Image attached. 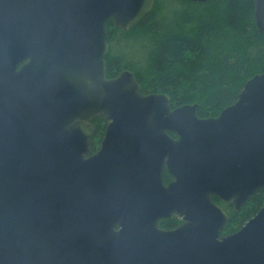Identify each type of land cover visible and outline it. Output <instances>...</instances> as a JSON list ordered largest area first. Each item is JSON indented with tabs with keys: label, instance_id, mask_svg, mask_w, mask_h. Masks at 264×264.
I'll return each instance as SVG.
<instances>
[{
	"label": "water",
	"instance_id": "water-1",
	"mask_svg": "<svg viewBox=\"0 0 264 264\" xmlns=\"http://www.w3.org/2000/svg\"><path fill=\"white\" fill-rule=\"evenodd\" d=\"M155 2L0 0V264H264V206L223 235L212 199L237 211L264 190V72L206 118L130 69L107 77L108 24ZM255 20L264 33V0Z\"/></svg>",
	"mask_w": 264,
	"mask_h": 264
},
{
	"label": "trees",
	"instance_id": "trees-1",
	"mask_svg": "<svg viewBox=\"0 0 264 264\" xmlns=\"http://www.w3.org/2000/svg\"><path fill=\"white\" fill-rule=\"evenodd\" d=\"M256 0H156L134 27L108 24L107 77L133 71L144 94L166 93L172 107L198 104L202 118L217 116L233 104L245 83L264 72V33L255 20ZM105 122H94L98 137ZM164 182L172 179L165 169ZM229 218L223 235L233 233L264 206L257 189L237 211L218 196ZM177 214L162 218L160 227H175Z\"/></svg>",
	"mask_w": 264,
	"mask_h": 264
},
{
	"label": "flooded vegetation",
	"instance_id": "flooded-vegetation-1",
	"mask_svg": "<svg viewBox=\"0 0 264 264\" xmlns=\"http://www.w3.org/2000/svg\"><path fill=\"white\" fill-rule=\"evenodd\" d=\"M97 117H100V116H97ZM97 117H95V118H93V119H91L89 122H90V124H92V127H93V130H92V132H91V134H90V136H89V139H90V155H93V154H95L96 152H98L99 151V149H100V147H101V144H102V141H103V139H104V137H105V133H106V126H107V124H106V122H103V124H102V126L99 128V130H100V132L98 133V134H96V135H98V137H94V133H95V131H96V125H95V121H96V119H97ZM165 170V169H164ZM172 179H173V177H172ZM171 179V180H172ZM170 180V181H171ZM168 183V182H167ZM224 202V201H223ZM230 203H232L233 204V202L232 201H229ZM234 205V204H233ZM234 210H235V205H234ZM174 214H177V213H174ZM178 215V214H177ZM179 216V215H178ZM179 218H180V220H181V222H182V219H181V217L179 216ZM251 219V218H250ZM250 219H248V220H250ZM247 220V221H248ZM246 221V222H247ZM180 222V223H181ZM246 222H244V224L246 223ZM180 223H178L175 227H172V228H165V227H163L164 229H174V228H176V227H178L179 225H180ZM243 224V225H244ZM242 225V226H243ZM241 226V227H242ZM240 227V228H241Z\"/></svg>",
	"mask_w": 264,
	"mask_h": 264
}]
</instances>
